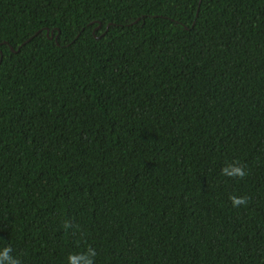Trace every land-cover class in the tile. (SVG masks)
<instances>
[{
    "label": "trees",
    "instance_id": "16d2710c",
    "mask_svg": "<svg viewBox=\"0 0 264 264\" xmlns=\"http://www.w3.org/2000/svg\"><path fill=\"white\" fill-rule=\"evenodd\" d=\"M1 54L0 251L264 264V0H0Z\"/></svg>",
    "mask_w": 264,
    "mask_h": 264
},
{
    "label": "clouds",
    "instance_id": "9594fccd",
    "mask_svg": "<svg viewBox=\"0 0 264 264\" xmlns=\"http://www.w3.org/2000/svg\"><path fill=\"white\" fill-rule=\"evenodd\" d=\"M223 172L228 176L241 177V178L244 177V175L246 174L242 167H237L232 165H229V167L223 169ZM231 199L234 207L237 205H242L246 202L245 198L243 197H232ZM7 252H8L7 248H4L2 251H0V264H5V262H7V264H18V261L9 257L7 255ZM80 259L83 261V264H92V260L89 254L87 253L82 255ZM69 261L70 264H77V257L75 256L69 257Z\"/></svg>",
    "mask_w": 264,
    "mask_h": 264
},
{
    "label": "water",
    "instance_id": "95a60500",
    "mask_svg": "<svg viewBox=\"0 0 264 264\" xmlns=\"http://www.w3.org/2000/svg\"><path fill=\"white\" fill-rule=\"evenodd\" d=\"M100 25V24H99ZM109 28V26L107 27V29ZM47 36H49L50 37V39H57V37H55V35H54V30L53 31H49V30H47ZM12 49V51H14V49L13 48H11ZM2 54H1V59H0V63H1V61H2Z\"/></svg>",
    "mask_w": 264,
    "mask_h": 264
}]
</instances>
